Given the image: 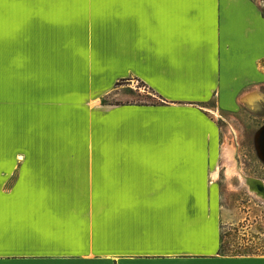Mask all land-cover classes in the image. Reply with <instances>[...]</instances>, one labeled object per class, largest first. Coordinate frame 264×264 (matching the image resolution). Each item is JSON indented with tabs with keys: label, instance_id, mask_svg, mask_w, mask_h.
Here are the masks:
<instances>
[{
	"label": "crops",
	"instance_id": "obj_1",
	"mask_svg": "<svg viewBox=\"0 0 264 264\" xmlns=\"http://www.w3.org/2000/svg\"><path fill=\"white\" fill-rule=\"evenodd\" d=\"M130 80L156 101L101 102ZM255 93L259 0L0 4V264H264L221 252L214 177Z\"/></svg>",
	"mask_w": 264,
	"mask_h": 264
},
{
	"label": "rangeland",
	"instance_id": "obj_2",
	"mask_svg": "<svg viewBox=\"0 0 264 264\" xmlns=\"http://www.w3.org/2000/svg\"><path fill=\"white\" fill-rule=\"evenodd\" d=\"M14 2L0 0V4ZM259 2L264 8V0ZM155 101L156 98L146 87L133 80L118 82L115 89L101 99L103 104L111 105ZM210 106L213 108V105ZM214 118L220 132V155L214 177L222 197L221 207L232 212L231 222L222 227L221 252L229 255H264V201L254 192L250 193L241 178L244 175L264 182V161L258 158L253 146L254 135L264 124V113L250 112L244 108L233 113H218L215 110ZM230 147L234 150L231 164L238 173L229 171L225 161L224 152Z\"/></svg>",
	"mask_w": 264,
	"mask_h": 264
},
{
	"label": "bare ground",
	"instance_id": "obj_3",
	"mask_svg": "<svg viewBox=\"0 0 264 264\" xmlns=\"http://www.w3.org/2000/svg\"><path fill=\"white\" fill-rule=\"evenodd\" d=\"M263 100L264 99L260 94L255 93L247 98V100L245 101V105L251 110L257 111L260 109L259 103ZM256 147L258 149L257 153L260 159L264 160V133H261L260 135L258 134V137L256 140ZM224 155H225V161L229 165V171L237 172L238 170H235L236 168H233L231 164L233 161L232 159L234 157V150H232L231 147L229 149L227 148L226 151L224 152ZM241 178H243L247 184H251L252 178L244 177V175H241ZM248 187H250V185H248ZM253 192L254 191L252 190L250 191V193H253ZM253 194L256 195L255 192Z\"/></svg>",
	"mask_w": 264,
	"mask_h": 264
},
{
	"label": "water",
	"instance_id": "obj_4",
	"mask_svg": "<svg viewBox=\"0 0 264 264\" xmlns=\"http://www.w3.org/2000/svg\"><path fill=\"white\" fill-rule=\"evenodd\" d=\"M261 133H264V127L261 128L257 134H256V140H257V137H258V134L260 135ZM246 185H250L249 187V191H254L256 193L257 196H259L263 201H264V184L261 183L260 180L258 179H251V184H247Z\"/></svg>",
	"mask_w": 264,
	"mask_h": 264
},
{
	"label": "flooded vegetation",
	"instance_id": "obj_5",
	"mask_svg": "<svg viewBox=\"0 0 264 264\" xmlns=\"http://www.w3.org/2000/svg\"><path fill=\"white\" fill-rule=\"evenodd\" d=\"M264 127V124H262L261 126H260V128L257 130V132L261 129V128H263ZM257 132L255 133V135H254V141H253V146H254V149H255V152H256V154H257V156H258V153H257V151H258V149H257V147H256V134H257ZM258 158H259V156H258ZM260 159V158H259ZM261 160V159H260ZM262 161H264V160H262ZM249 178H252V179H258V178H253V177H249ZM258 180H260V179H258ZM262 181V180H261ZM263 182V181H262ZM264 183V182H263ZM247 190H248V188H247Z\"/></svg>",
	"mask_w": 264,
	"mask_h": 264
},
{
	"label": "trees",
	"instance_id": "obj_6",
	"mask_svg": "<svg viewBox=\"0 0 264 264\" xmlns=\"http://www.w3.org/2000/svg\"><path fill=\"white\" fill-rule=\"evenodd\" d=\"M221 250H222V245H221ZM238 255H244V254H238Z\"/></svg>",
	"mask_w": 264,
	"mask_h": 264
}]
</instances>
